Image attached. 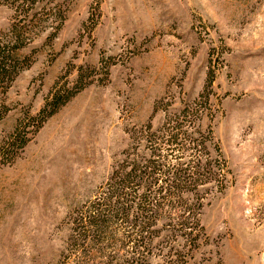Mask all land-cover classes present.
<instances>
[{
    "label": "rangeland",
    "instance_id": "1",
    "mask_svg": "<svg viewBox=\"0 0 264 264\" xmlns=\"http://www.w3.org/2000/svg\"><path fill=\"white\" fill-rule=\"evenodd\" d=\"M58 2L67 19L21 50L30 64L0 121V264H59L70 213L94 198L136 132L195 98L233 182L206 202V236L188 264H264V0ZM13 14L0 3V33ZM82 84L33 125L53 88Z\"/></svg>",
    "mask_w": 264,
    "mask_h": 264
},
{
    "label": "trees",
    "instance_id": "2",
    "mask_svg": "<svg viewBox=\"0 0 264 264\" xmlns=\"http://www.w3.org/2000/svg\"><path fill=\"white\" fill-rule=\"evenodd\" d=\"M0 3L14 13L0 33L1 121L10 111L6 96L13 82L30 64L21 50L46 28L58 32L68 8L58 0ZM84 86L53 88L33 125L38 129ZM210 115L195 98L161 126L149 123L137 131L94 198L70 213L59 264H149L156 254L165 264H188L206 236L200 218L206 202L233 182L212 125L203 124Z\"/></svg>",
    "mask_w": 264,
    "mask_h": 264
}]
</instances>
